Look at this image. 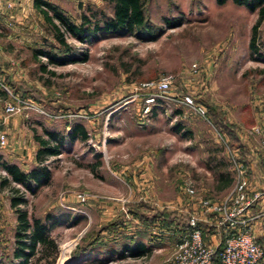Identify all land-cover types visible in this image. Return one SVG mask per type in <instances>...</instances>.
Segmentation results:
<instances>
[{"label":"rangeland","instance_id":"rangeland-1","mask_svg":"<svg viewBox=\"0 0 264 264\" xmlns=\"http://www.w3.org/2000/svg\"><path fill=\"white\" fill-rule=\"evenodd\" d=\"M66 4L65 13L76 23L81 14L91 13L88 10L112 14L111 6L103 0ZM145 14L153 27L162 29L153 40L108 36L81 44L67 39L80 54H87L83 62L48 65L41 71L30 59V48L17 50L23 69L9 78L12 82H8L11 88L7 91L29 98L44 114L23 110L12 115L16 126L12 147L19 152L24 146L32 154V130L40 135L43 127L66 134L74 125H81L87 136L66 140L58 156L45 160L49 172L45 185L33 192L12 182L0 188V264L12 261V187L24 195L25 203L19 209L29 220L49 215L48 223H55L48 236L57 244V254L53 256L50 250L36 253L30 264H167L174 250L164 259L149 251L139 259L121 261L109 252L117 236L101 234L100 244L88 252L90 237L108 223L104 204L121 205L120 211L127 214L129 207L143 202L157 208L151 199L164 209L175 210L185 221L191 211L184 210V204L192 199L185 192L187 183L194 185L198 195L220 197L214 192L215 172L229 171L230 165L214 128L195 115L183 116L171 105L165 110L158 105L142 118V85L172 73L176 93L190 95L205 105L210 117L224 110L230 121H238L239 116L254 120L264 113V20L256 40L262 56L257 59L249 42L258 12L231 0L221 6L216 0H148ZM32 18L31 45L49 48L51 44L55 52H63L41 18ZM165 19L182 24L168 28ZM39 61L45 63V58ZM192 64L199 67V76L193 80L187 74ZM25 134L30 143L22 142ZM15 163L21 171L34 165L27 160ZM3 177L8 178L0 167ZM79 192L86 194L85 202L75 198ZM253 237L264 250V232L257 231ZM257 264H264V256Z\"/></svg>","mask_w":264,"mask_h":264},{"label":"trees","instance_id":"trees-1","mask_svg":"<svg viewBox=\"0 0 264 264\" xmlns=\"http://www.w3.org/2000/svg\"><path fill=\"white\" fill-rule=\"evenodd\" d=\"M103 1L111 6V16L106 15L102 11L97 12L88 10L91 13L81 14L78 23L72 20L65 13V11L57 5H54L45 0L32 1V7L35 13L41 18V23L44 29L50 34V37L53 40L54 44L59 45L63 49V52L59 54L54 51L55 45L50 44L49 48H46L48 46L41 47L37 45H30V59L38 64L39 70L44 71L46 66L48 65L63 66L67 64L83 62L87 59V54L84 52L80 54L81 51L76 50L75 47L70 45L67 39L76 40L81 44H91L95 40L108 36H135L137 38H147L148 40H153L157 36L162 34V29L153 27L146 17L145 5L148 0ZM227 1L229 0H216V3L217 5L221 6L224 5ZM231 1L237 6L246 7L250 12H258L256 22L251 28L249 49L254 58L262 56L256 47V40L258 29L264 20V0ZM165 24L168 28H175L180 26L182 22L180 20L176 22L173 20L165 19ZM41 57L45 58V63H41L39 61V58ZM0 84L8 90L9 88H11V85L4 80L0 79ZM0 93L4 94V99L6 101L11 100L10 96L2 89V87H0ZM9 93L20 99L29 101V98L19 95L15 91H9ZM195 102L203 105L197 100H195ZM203 106L205 107V105ZM178 109L180 110L181 114H183V109ZM155 110L156 108H153L151 114ZM35 115L41 116L38 113H35ZM207 115L209 121L214 118L213 122L211 121L212 123H210L219 132V134L223 135L226 138L227 145L232 150L239 149V151H235L236 160L238 163L243 165L245 169V175L248 179V182L250 183V180L248 178L250 158L246 146L239 139L238 125L230 122V120L223 112H218L216 113V115L210 117V114L207 110ZM240 118V121L246 127H251V125L253 124L252 119H244V117L242 116ZM86 136V131L81 125H74L70 132L66 134L45 127L42 128V134L40 135L36 134V132L32 130V139L36 144V149L33 156V167L28 171H21L15 164L1 162L0 167L4 170L8 178H10V181L7 177L0 178V188L4 187L9 182H12L17 184L27 192H33L34 189L45 185L49 177L48 169L46 166H44L45 160L49 157L58 156L61 153V148L65 144L66 140L69 142L75 141L78 138L83 140L86 139ZM220 145L223 151H225V147L222 144ZM227 159L229 160V158ZM229 165L230 167H232L230 160ZM215 174L218 179L223 181V183H228L230 174L227 171H216ZM9 190V207L13 209V212L15 214L12 261L9 264H30V258H32L36 253H39V255H41L46 250H50L52 252V255L55 256V254H57V244H55L54 240L48 236L49 230L55 223H48L50 220L49 215L44 216L43 219L32 218L31 220H29L25 211L19 209V206L25 203L24 195L21 193L19 194V190L17 188L12 187ZM192 200H194L199 205L197 195L195 198H192ZM146 211L153 213L145 214ZM127 213L132 218H135L146 225H152L158 220V218L163 217L161 222L162 227L169 228L170 226H173L176 231L186 235L190 230V228L188 227V218L192 213H195V211H192L188 218H185V221H182L178 218L176 211H169L167 209L160 211L157 210V208H152L146 205L145 202H143L133 208L129 207ZM125 219V213L121 212L115 219L102 225L99 231L94 233L90 237L87 243L88 252H92L96 249L95 245L100 244L99 242L101 240V234H103L104 232H106L107 235L121 237L122 240L125 239L126 236H124L123 233V230L125 228ZM201 225H204L202 227H204V230L208 233L211 231H215L214 228L209 227L204 223H199V228L203 233V239L204 232ZM221 233L223 235L221 244L222 246L220 249L216 248L212 264H221L220 253L223 249L226 236L230 235L232 231L223 230L221 231ZM141 235L142 234H140V236ZM123 242L124 241L120 243L119 239L118 241H113V246L109 252L112 254H117L121 259L126 255L133 258H139L146 253H149L150 251L148 247L142 245L140 242L134 243L133 246ZM255 242L258 244L256 240ZM36 247H38L37 250Z\"/></svg>","mask_w":264,"mask_h":264},{"label":"crops","instance_id":"crops-1","mask_svg":"<svg viewBox=\"0 0 264 264\" xmlns=\"http://www.w3.org/2000/svg\"><path fill=\"white\" fill-rule=\"evenodd\" d=\"M33 0H0V79L6 80V82H12L10 77L17 74L20 69H23L22 63L19 62V57L16 55L18 49L29 48L31 45V31L35 29V22L32 15L38 16L33 7ZM54 5L59 6L63 10H67V4L69 1L71 4L84 2L86 0H45ZM92 2V0H87ZM19 62V63H18ZM22 62V61H21ZM7 101L4 100V96H0V125L1 131L5 133V145L0 147V160L3 162L15 164L19 168V163H24L25 160L32 161L34 163V152L36 149V144L32 141V154L29 150L22 146L20 151L17 152L14 147H12L14 133L16 131V126L14 124L15 118L12 116L5 117L3 113L4 105ZM224 113V110H223ZM227 116V115H226ZM241 116L238 117V121H230L235 123L239 127L238 136L241 142L246 146L249 154V175L250 187L252 191H261L263 195L249 210V214L253 216L251 222V233L256 234L257 231L264 232V113L254 118V125L247 127L240 121ZM230 120V119H229ZM254 126H259L261 128V133L256 134L252 131ZM22 136V135H21ZM22 142L24 140L30 143L29 138L25 134L22 136ZM20 142L19 144H21ZM235 150V149H234ZM235 151H239L236 149ZM225 154V153H224ZM20 169V168H19ZM21 170V169H20ZM217 169V171H227L230 176L228 183L225 184L220 179L215 181V191L220 194V197L212 196V193H203L201 195H196L198 199L210 200L212 202L222 201L226 195L232 189V179L235 177L234 170L232 167L230 169ZM231 188V189H230ZM216 193L214 195H216ZM144 198V197H142ZM146 198V197H145ZM144 198V199H145ZM150 202L157 207V210H164L162 206L150 199ZM110 205L104 204V216H106V222L112 221L118 214L121 213V205ZM185 209L187 212L195 211L200 216L211 218L214 216L213 213L202 214L199 205L192 199L188 200L185 204ZM122 209V208H121ZM169 211H175L171 208H166ZM123 210V209H122ZM126 219L124 221V236L125 239L119 237V242L128 243L131 246L136 242H140L142 245L148 247L153 254H159L163 259L170 255V253L175 250V245L184 236V234L179 233L175 230L173 226L165 228L161 226L163 217L158 218V220L152 225H146L139 220L132 218L128 213L125 214ZM250 224V223H249ZM104 225V224H103ZM204 225H201V227ZM204 232V240L206 243L213 246H217L223 240V235L218 231ZM150 232L152 236H149ZM140 233L142 235L140 236ZM148 235V236H147ZM103 236H107L104 232ZM109 236V235H108ZM135 237V238H132ZM140 258V257H139ZM133 258L128 255L121 258V261L128 259H139ZM166 260V259H165ZM169 264V262L167 263Z\"/></svg>","mask_w":264,"mask_h":264},{"label":"built area","instance_id":"built-area-1","mask_svg":"<svg viewBox=\"0 0 264 264\" xmlns=\"http://www.w3.org/2000/svg\"><path fill=\"white\" fill-rule=\"evenodd\" d=\"M187 74L192 80L198 77L199 67L197 64H192ZM0 87L11 98L4 105V118L18 114L23 110L44 114L42 110L33 105V102L11 95L1 84ZM175 87L176 76L172 73L164 74L155 80L145 82L142 85L144 89L143 94H141L143 99L141 117L145 118L150 115L153 108L160 107L158 105H162L164 110L166 109L165 107H170L171 105L183 109V116L195 115L212 126L208 119L207 109L203 105L196 103L190 95L176 93ZM1 124L2 122H0ZM214 130L217 133L220 143L225 147L229 155V160L235 175L233 187L220 202L198 199L202 214L213 213L214 216L211 218L202 217L196 212L190 215L188 218V227L190 230L175 245L174 253L168 261L169 264L213 263L216 247L204 241L199 223H204L218 232L223 230L232 231L225 238L224 246L220 253L221 264H256L263 258L264 251L255 242L251 233L253 216L249 214L250 208L259 201L263 193L261 191H252L243 165L236 160L235 150H232L227 145L226 138L223 135L219 134L215 128ZM252 131L260 134L261 128L254 126ZM4 145L5 133L0 131V147ZM185 192L191 198L196 197L195 188L192 183H187ZM75 198L80 202H85L87 199L86 194L81 192L76 193Z\"/></svg>","mask_w":264,"mask_h":264}]
</instances>
